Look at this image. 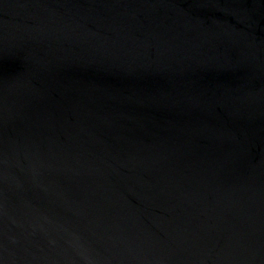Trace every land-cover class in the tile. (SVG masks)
<instances>
[{"label": "water", "instance_id": "obj_1", "mask_svg": "<svg viewBox=\"0 0 264 264\" xmlns=\"http://www.w3.org/2000/svg\"><path fill=\"white\" fill-rule=\"evenodd\" d=\"M0 264H264V0H0Z\"/></svg>", "mask_w": 264, "mask_h": 264}]
</instances>
